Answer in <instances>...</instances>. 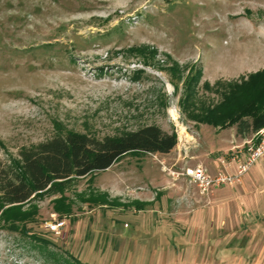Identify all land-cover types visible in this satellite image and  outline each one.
I'll list each match as a JSON object with an SVG mask.
<instances>
[{
    "label": "rangeland",
    "instance_id": "obj_1",
    "mask_svg": "<svg viewBox=\"0 0 264 264\" xmlns=\"http://www.w3.org/2000/svg\"><path fill=\"white\" fill-rule=\"evenodd\" d=\"M263 70L264 0H0V168L72 131L155 124L178 138L38 195L23 206L39 207L34 222L4 205L0 264H264V157L208 194L184 173L237 171L256 140L237 122L264 112V74L249 77ZM64 197L71 215L54 209Z\"/></svg>",
    "mask_w": 264,
    "mask_h": 264
},
{
    "label": "trees",
    "instance_id": "obj_2",
    "mask_svg": "<svg viewBox=\"0 0 264 264\" xmlns=\"http://www.w3.org/2000/svg\"><path fill=\"white\" fill-rule=\"evenodd\" d=\"M260 74H264V70L252 73L249 77H258ZM234 117L230 116V119ZM207 121H213L215 125L220 123L215 118ZM237 125L240 133L253 134L264 126V112L251 119L240 118ZM177 143L175 133L150 124L119 136L102 138L72 131L43 141L35 147L25 148L20 154V171L0 168V192L3 196L0 216L6 211L7 216L11 213L7 220L14 224L34 222L39 207L34 205L23 210V206L38 195L56 190L63 192L74 179L107 170L128 153L165 154L171 152ZM53 203L55 211L60 215L72 214L73 204L67 198L53 200ZM4 205H10V208L3 211Z\"/></svg>",
    "mask_w": 264,
    "mask_h": 264
},
{
    "label": "built area",
    "instance_id": "obj_3",
    "mask_svg": "<svg viewBox=\"0 0 264 264\" xmlns=\"http://www.w3.org/2000/svg\"><path fill=\"white\" fill-rule=\"evenodd\" d=\"M253 134L256 140L244 153L243 160H238V168L234 174L221 171L216 174H211L208 169L198 165L195 167H188L184 172L185 175L192 179L203 194H208L214 186L217 187L224 184L233 185L236 182H240L243 175L249 171L253 164L264 157V126ZM237 158L238 155L236 160ZM67 225V220L65 218L55 219L47 224V229L52 233L60 234Z\"/></svg>",
    "mask_w": 264,
    "mask_h": 264
}]
</instances>
